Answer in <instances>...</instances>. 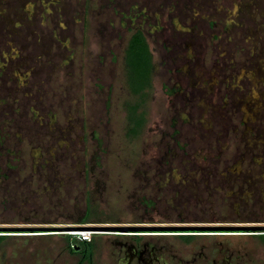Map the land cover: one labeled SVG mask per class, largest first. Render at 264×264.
Wrapping results in <instances>:
<instances>
[{"label":"rangeland","instance_id":"1","mask_svg":"<svg viewBox=\"0 0 264 264\" xmlns=\"http://www.w3.org/2000/svg\"><path fill=\"white\" fill-rule=\"evenodd\" d=\"M137 30L154 67L144 99L124 65ZM165 152L221 157L232 192L205 202L201 176L194 192L187 166L155 164ZM87 206L121 224L264 217V0H0V228L88 226ZM37 243L2 241L0 264H36Z\"/></svg>","mask_w":264,"mask_h":264},{"label":"flooded vegetation","instance_id":"2","mask_svg":"<svg viewBox=\"0 0 264 264\" xmlns=\"http://www.w3.org/2000/svg\"><path fill=\"white\" fill-rule=\"evenodd\" d=\"M220 159L222 158L203 152H165L159 158L154 159V161L157 160L155 164L159 165L158 167L163 171H178L179 167L182 169L187 166L189 169H185V171H190L189 176L195 173L201 176L204 191L208 197L205 202L210 203L209 199L216 192H221L223 191L222 189L232 192L227 186L232 182L230 175L233 174L226 167V163H223ZM250 160L252 161L253 159ZM222 164L225 166L219 173L218 170ZM217 177H219L218 183ZM191 181L194 183L193 191H200L196 187V177L192 176ZM233 181H236V179ZM243 183L246 184L247 180H244ZM87 224L88 227H118L125 228V230H115L106 233L91 231L93 233L89 241L74 243L69 239L71 236L67 233L46 232V229L55 228L53 226L19 227L15 228L20 229L18 233L31 234L0 235V243L14 238L39 240V243L35 244L38 247L34 249L36 256L34 261L36 264H40V260H43V258L47 260V255H40L42 248L49 249V247L43 245L42 239L51 240L57 236L58 238L60 237L61 247L44 264H52L53 262L56 264L59 260L61 264H94L96 259L101 264L263 263L256 259L254 253L251 254L247 250V239H255L257 242L264 244V231L250 232L243 228L264 227V217L260 220L246 218L244 221H231L223 216L208 215L205 212L191 221L178 218L176 221L163 220L153 222L151 219H146L144 221L138 220L121 224L103 221L99 218H90ZM231 224L241 225L234 226ZM182 228L191 229L183 230Z\"/></svg>","mask_w":264,"mask_h":264},{"label":"trees","instance_id":"3","mask_svg":"<svg viewBox=\"0 0 264 264\" xmlns=\"http://www.w3.org/2000/svg\"><path fill=\"white\" fill-rule=\"evenodd\" d=\"M124 65L129 91L139 99L148 97L152 89L154 67L148 43L140 30L135 31L128 39L124 50ZM140 106L141 103L137 102L127 108L130 122L129 135H136L145 122L143 112L139 111ZM92 217L96 219L99 216L95 210L87 206L85 216L79 224H87Z\"/></svg>","mask_w":264,"mask_h":264},{"label":"water","instance_id":"4","mask_svg":"<svg viewBox=\"0 0 264 264\" xmlns=\"http://www.w3.org/2000/svg\"><path fill=\"white\" fill-rule=\"evenodd\" d=\"M183 230L191 229V228H182ZM245 230H248L250 232H258L263 230L264 227H249V228H243ZM115 230H125V228H118V227H104V226H79V227H63V228H50L46 229V232H75V231H94L99 233H106L109 231H115ZM20 229L15 228H0V235H11L10 233H18Z\"/></svg>","mask_w":264,"mask_h":264},{"label":"built area","instance_id":"5","mask_svg":"<svg viewBox=\"0 0 264 264\" xmlns=\"http://www.w3.org/2000/svg\"><path fill=\"white\" fill-rule=\"evenodd\" d=\"M72 233H76V234H72ZM91 231H75V232H69L68 235L69 236H75L79 239V241L84 242V241H89L90 237L92 236Z\"/></svg>","mask_w":264,"mask_h":264},{"label":"bare ground","instance_id":"6","mask_svg":"<svg viewBox=\"0 0 264 264\" xmlns=\"http://www.w3.org/2000/svg\"><path fill=\"white\" fill-rule=\"evenodd\" d=\"M72 234H76V233H72Z\"/></svg>","mask_w":264,"mask_h":264}]
</instances>
